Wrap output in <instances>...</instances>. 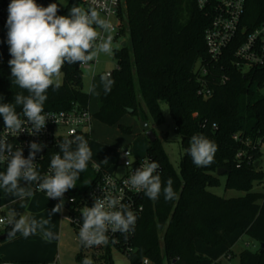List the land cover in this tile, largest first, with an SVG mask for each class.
<instances>
[{
  "label": "trees",
  "instance_id": "16d2710c",
  "mask_svg": "<svg viewBox=\"0 0 264 264\" xmlns=\"http://www.w3.org/2000/svg\"><path fill=\"white\" fill-rule=\"evenodd\" d=\"M79 1L69 0L66 8L58 7L57 14L68 15ZM36 3L47 7L57 0ZM263 20L264 0H248L242 25L250 32ZM210 21L196 0H126V9L120 14L118 36H127V45L121 43L114 51L117 68L108 77L114 83L110 91L105 86L95 119L108 126L118 125L125 133L131 129L120 121L128 114L140 122L148 121L150 126H160L165 123L161 102H166L183 149L178 172L163 146L167 135L160 138L156 133L157 140L150 142L145 157L158 162L162 184L171 177L177 198L165 201L161 194L153 201L143 196V211L130 239L134 251L125 253L132 264H141L144 258L156 264H232L233 247L244 235L257 242L259 249H242L240 264H264V187L256 190V186L264 185V67L245 71L236 66L240 38L218 62H212L205 43ZM10 59L6 50L0 69V103H14L15 95L23 91L12 83ZM200 63H208V74L202 78L212 92L209 97L198 93L202 85ZM62 73L64 81L58 91L48 90L44 110L89 108L91 95L83 90L79 63H66ZM16 110L21 113L22 106ZM3 127L0 116V130ZM197 134L218 146L210 166L197 167L185 153L191 137ZM90 168L88 163L87 170ZM219 169L226 171V188L243 195L225 198L212 192L221 182ZM5 170L0 164V171ZM87 170L80 173L76 187L71 189L74 195L92 186L96 175L88 184ZM20 183L27 186L23 180ZM35 185L28 186L32 194L36 193ZM10 231L11 226L0 227V244L23 236L17 233L10 237ZM4 234L8 236L1 239ZM111 248L108 243L102 249L106 264H112ZM83 252L78 254L80 260L85 258ZM3 262L0 259V264Z\"/></svg>",
  "mask_w": 264,
  "mask_h": 264
},
{
  "label": "clouds",
  "instance_id": "9594fccd",
  "mask_svg": "<svg viewBox=\"0 0 264 264\" xmlns=\"http://www.w3.org/2000/svg\"><path fill=\"white\" fill-rule=\"evenodd\" d=\"M58 11L56 3L44 7L36 0H10L8 4L6 28L11 56L8 65L12 83L23 91L15 95L14 103H0V116L4 122V134L0 135V164H6V170L0 171V188L24 199L32 195L28 186L35 183L48 198L59 200L49 213V219L37 221L28 215L13 212L7 220L8 226H11L10 237L17 233L27 237L36 234L38 229L45 239L53 237L52 231L47 228L51 217L63 210V196L76 187L80 173L87 170L92 151L83 136L65 138L58 143L60 151L51 157L48 173L41 175L35 160L37 153L46 145L30 142L29 154L25 158L23 149L14 148L7 136L16 137L25 131L35 135L45 128L49 118L60 123L53 113H45L44 104L50 88L53 91L60 89L62 69L66 63L88 65L101 53L114 55L113 36L110 34L113 26L95 8L84 9L73 5L68 15H58ZM102 79L107 80L105 90L110 91L114 82L107 77ZM17 106H22L21 113L17 112ZM29 124L31 127H28ZM217 150L214 141L197 134L191 137L185 153L197 167H207L214 163ZM129 163L132 162L127 160ZM158 169V162L146 159L124 184L130 190L143 191L153 201L158 200L161 194L165 201L175 200L177 194L171 177L166 184H162ZM21 180L27 182L26 187L21 186ZM105 182L109 188L116 190L111 177H106ZM103 192L102 198H94L92 207L81 209L79 239L84 247L106 245L109 233L119 232L127 236L135 231L137 216L131 205L123 203V196L115 194V191L103 189ZM0 223L5 221L0 220ZM81 264H94V261L85 257Z\"/></svg>",
  "mask_w": 264,
  "mask_h": 264
},
{
  "label": "built area",
  "instance_id": "2783aa9c",
  "mask_svg": "<svg viewBox=\"0 0 264 264\" xmlns=\"http://www.w3.org/2000/svg\"><path fill=\"white\" fill-rule=\"evenodd\" d=\"M248 0H196L198 8L205 12L206 15L211 17L210 25L205 31V43L207 51L210 55L212 62H218L224 54V51L238 38L240 42L235 50V64L238 68L248 71L250 68H263L264 67V20L254 30L248 32L247 28L242 25L243 15ZM10 0H0V69L5 63V51L9 49L7 44V28L6 21L8 16V4ZM84 9L95 8L101 15L110 21L113 26L112 31L120 30V14L126 9V0H80L77 4ZM112 18L116 19V23L112 22ZM107 35V33H104ZM92 63L88 65H79L81 69L90 67ZM199 79L202 82L201 88L198 93L203 97H209L211 90L207 87L204 78L208 74V63H200L198 67ZM112 72H107L105 76L110 77ZM45 113L50 112L60 121L59 124L55 122L54 118H49L46 122V126L39 133L30 135L27 131L20 133L18 136L8 135V142L13 145L14 148L20 147L23 149V155L25 158L29 154V143L35 141L46 145L43 150L36 155L35 163L38 164V171L41 175L48 173L50 160L53 154L60 151L58 143L62 142L65 138H74L75 136H83L88 145L91 142V130L95 119L94 114L90 111V108H80L74 106L68 110L51 111L44 110ZM27 119L26 117H22ZM28 127H31L29 124ZM4 127L0 130V135H3ZM236 138V137H235ZM74 147V146H73ZM127 153V155H126ZM242 153L238 154L241 157ZM149 160L147 157L136 158L133 150L129 147H123L120 150L119 165L125 168V171L118 175L108 170L106 164L100 162L89 161L91 168L94 171L96 178L93 181L92 186L80 195H74L71 189L68 190L64 196V206L69 211L68 220L74 225L77 234L79 236V230L82 221L81 209L85 206L92 207L95 197H103V189L109 191H115V194L123 196V203L130 204L132 211L138 217L143 211V204L141 200L144 196L143 191L137 192L124 184V181L132 175L133 171L140 167V164L144 160ZM127 160L132 163L127 164ZM5 165L6 164H2ZM95 165V166H94ZM106 177H111L116 184V190H112L105 182ZM36 192L43 193L38 190L35 185ZM50 200L59 203V200ZM9 218L1 216L0 220L5 223H0V227L6 226ZM136 226V225H135ZM108 243L111 247H116L123 253H130L134 251V248L130 246V239L133 237L134 232L127 236L117 232L109 233ZM107 243V244H108ZM106 245L84 247L86 250L100 252ZM226 259L230 260L228 256ZM2 264H15L11 262H3ZM43 264H61L59 259H55L51 262H45ZM141 264H156L148 258H144ZM229 264L231 262L229 261Z\"/></svg>",
  "mask_w": 264,
  "mask_h": 264
},
{
  "label": "rangeland",
  "instance_id": "374dc122",
  "mask_svg": "<svg viewBox=\"0 0 264 264\" xmlns=\"http://www.w3.org/2000/svg\"><path fill=\"white\" fill-rule=\"evenodd\" d=\"M68 3L69 0H57V5L61 9L66 8ZM112 22L116 23L117 21L115 18H112ZM121 23L122 22H120V24ZM108 34L109 33H107V35ZM110 34L113 36L114 51L115 49L121 46L122 41H127V36H118V33L116 31H111ZM97 60L98 65L96 67H85L84 69H82L83 90L91 95L90 107L94 113L99 107L101 91L103 85L106 82L105 79H102V74L106 73L107 71L115 70L117 68V61L114 55H106L101 53ZM94 74L97 75V79L92 85V79ZM61 79L63 83V73ZM161 109L165 118V123L160 126H151L152 129H154V131L157 133L158 137L162 138L164 135H167L168 141H165L163 143V146L165 151L169 155L173 166L179 172L181 156L183 153V149L180 142V136L178 135L175 129V125L172 120L168 104L166 102H161ZM134 118L136 119V117ZM121 132L126 136L120 137ZM121 132L115 129L111 131V133L114 135L116 134L117 137L127 140L129 133H125L122 130ZM105 133H107L105 126L102 125L99 120L95 119L92 126L93 140H91V144L89 145L92 151L91 161L100 163L102 159H107L109 162H115L118 165V169L116 172L118 175H121L125 171V168L119 165L120 150L118 147L122 145L124 141L121 140V143H113L112 141H109L107 137L104 136ZM143 133L144 134H142L141 137L133 138L132 144L129 145V147L133 150L134 156L136 158H143L144 156H146L147 146L149 145V139L147 138L145 132ZM111 168L112 164L108 167V169L110 172L116 173L115 171H111L113 170ZM262 170L264 171V144L262 145ZM93 178L94 171L90 168L86 172L85 181L89 183L93 180ZM220 181L221 182L219 186L211 189L212 192L225 198H232L243 195L241 192L226 188L225 176H220ZM83 186L84 185H82V187ZM263 187V184L260 186H256V190L262 191ZM2 200L3 198L0 196V215H2L3 212H5V214H10V211L6 207H1V204L3 202ZM68 211L69 210L67 208H63V210L58 213V219L56 221H52L56 223L58 227L57 239L56 244L53 248V253L55 254L54 256L59 255V261L61 264H81L82 260L78 258V254L80 252H83V248L74 225L68 220ZM21 214L28 215L30 217L29 212L25 211L24 209ZM61 215L63 218H61ZM46 219L48 218L46 217ZM246 247L255 251L259 249V244L251 240L248 235H244L233 247L235 257L232 259V264H240V251ZM97 253L98 254H96V256H93V253L85 250L83 252V256L91 258L94 261V264H106L105 258H103V255H105L106 252L104 250H101ZM111 259L112 264H132L130 257L127 254L121 252L116 247L111 248Z\"/></svg>",
  "mask_w": 264,
  "mask_h": 264
},
{
  "label": "crops",
  "instance_id": "0c3cea01",
  "mask_svg": "<svg viewBox=\"0 0 264 264\" xmlns=\"http://www.w3.org/2000/svg\"><path fill=\"white\" fill-rule=\"evenodd\" d=\"M123 42L124 41H122V43ZM97 65H98V60L96 59V63H92L90 68H92L93 66L96 67ZM112 71H107V72H112ZM106 73L102 74V76L106 77L105 76ZM96 79H97V75L94 74L93 79H92V85L95 83ZM106 84H107V80L105 84L103 85L101 94ZM99 107H100V104H99ZM99 107L97 111L94 113L91 110V107L89 106L90 111L94 115L99 111ZM140 123L141 122H139L137 118L135 119L134 116L130 114L122 118V120L120 121V124L131 129V132L128 134L127 140L120 138L126 135H124L121 132V129L118 127V125L108 126L103 123L101 124L104 125L105 129L107 130V133H105L104 136L107 137L109 141H112L113 143H121L122 141H124L122 145L118 147L119 150H121L123 147L131 145L133 138L141 137L142 134H144L143 133L144 131L142 130ZM113 129L120 131L121 136L117 137L116 134L115 135L112 134L111 131ZM92 135L93 134L91 130V140H93ZM149 145H150V141H149ZM149 145L147 146V150L149 148ZM101 162L106 164L107 168L112 164L111 169L113 170L111 171L116 172L118 169V165L115 162H109L107 159H102ZM0 196L3 198L1 207L3 208L6 207L10 211L9 212L10 214H5V212H3V214L0 215V217L5 216V217L10 218L13 212L17 214H21V212L24 209L25 211L29 212L30 218H34L37 221L41 219H46V217L49 219V213L51 212L52 208L57 204L56 202L46 197L43 193H39V192L32 194L30 197L20 199L18 197H15L13 194L7 193L5 189L0 188ZM61 218H63L62 215H61ZM57 219H58V213L52 215L50 223L47 226V228L51 230L53 233V237L51 239H45L43 235L41 234L40 230L38 229L36 234L34 235H29L27 237L21 236L14 240L1 243L0 244V259L2 261L11 262L15 264L19 262H23V261H33L37 263H45V262H51L57 258L60 260L59 255L54 256L55 254L53 253V248L56 244V239H57L58 227H57V224L52 221L53 220L56 221Z\"/></svg>",
  "mask_w": 264,
  "mask_h": 264
},
{
  "label": "water",
  "instance_id": "95a60500",
  "mask_svg": "<svg viewBox=\"0 0 264 264\" xmlns=\"http://www.w3.org/2000/svg\"><path fill=\"white\" fill-rule=\"evenodd\" d=\"M127 45V41H124L122 43V46L125 47ZM141 128L142 130L146 133L147 138L149 139L150 142H155L157 140V135L156 132L154 131V129L151 128L150 124L148 121H142L141 123ZM259 163H257L256 165L258 166ZM226 171L224 169H219L217 172L218 176H222ZM8 234H4L1 236V239L7 237Z\"/></svg>",
  "mask_w": 264,
  "mask_h": 264
}]
</instances>
